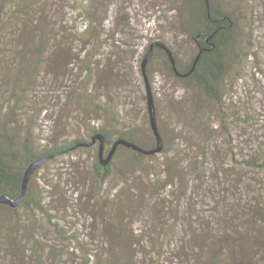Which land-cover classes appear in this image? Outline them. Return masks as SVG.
Instances as JSON below:
<instances>
[{"label":"rangeland","instance_id":"1","mask_svg":"<svg viewBox=\"0 0 264 264\" xmlns=\"http://www.w3.org/2000/svg\"><path fill=\"white\" fill-rule=\"evenodd\" d=\"M219 2L237 21L234 43L224 52L229 69L223 86L226 114L230 116L225 130L206 94L201 89L185 88L166 69L161 55L154 57L148 65L159 103L165 106L169 97L173 101L171 117L166 113L173 108L163 110L161 119L166 118L169 125L172 124L168 134V156L179 154L176 160L181 161V166L185 160H190L192 151L200 154L194 142L206 143L210 134L207 129L213 133L208 140L213 152L211 166H217L220 161L223 167L224 156L219 155L230 145L229 140L239 158L258 153L264 156V0ZM189 15L185 0H34L30 18L22 14L13 17L15 27L8 28V32L16 30L17 34L10 47L17 48L19 56L8 63L3 62L14 74L32 78L35 82L22 108L23 118L33 125L38 149L63 145L77 138L90 141V130L94 126L109 128L115 133L113 121L109 118L98 120L79 107L80 103L74 102L69 88L71 80L77 78L81 85L87 86L93 75L92 85L96 88L110 87L111 82L112 86H118V76L121 80L134 79L146 47L161 39L178 51L181 65L189 64L197 53V47L186 35ZM95 21V33L101 37H94L88 44L80 42L78 30ZM43 26L49 27L50 31L43 32ZM41 33L48 48L40 58V66L33 69L27 62L29 57L25 50ZM86 54L94 62L93 74L81 72L82 60L72 63L77 57L84 60ZM31 57L33 61L37 60V57ZM3 62L0 61V69ZM17 66L22 68L20 72L16 71ZM102 93L107 95V90ZM238 115L248 121L237 119ZM225 132L230 133L228 138ZM114 133L113 141L116 140ZM98 148V144L74 148L39 169L30 184L29 208L19 209L11 222V233H6V243L10 247H5L0 260L2 264H83V254L97 247L104 252L113 243L127 245L138 239L144 242L146 238L156 243L160 236L158 230L162 227L158 224L163 216L170 215L167 207L178 206L177 197L186 190L182 186L183 179L179 178L172 187L164 189L162 180L168 175L165 165L168 157H146L134 163L122 152L113 159L109 178L101 181L95 173L94 153ZM190 172L187 171L189 181ZM192 191L189 183V198H192L191 194L196 197L197 191ZM140 195L144 198L136 203V197ZM129 198L132 200L126 205ZM156 198V207L150 205L145 210V206L153 204ZM200 199L192 208L186 200L181 201L182 223L168 226L167 238L177 234L179 243L184 241L185 245H190L188 223L190 219H195L194 225L197 223L196 208L201 204ZM40 202L47 205L52 220L37 210ZM20 223L24 228L15 235L14 229ZM123 223L127 225V233L118 237V224ZM28 228L33 238L27 236ZM22 237L27 241L23 242ZM187 253L192 254V249L188 248ZM259 255L256 254V259Z\"/></svg>","mask_w":264,"mask_h":264},{"label":"trees","instance_id":"2","mask_svg":"<svg viewBox=\"0 0 264 264\" xmlns=\"http://www.w3.org/2000/svg\"><path fill=\"white\" fill-rule=\"evenodd\" d=\"M185 1L190 11L186 25V35L197 47V53L189 64L181 65L178 51L173 45L163 39L160 40L166 43L174 52L176 65L181 74L176 73L169 55L164 49L155 46L152 59L157 55H161L166 69L181 81L185 88L201 89L212 103L213 109L216 110L219 118L222 119L220 126L225 130L230 116L228 117V114H226L227 103L223 86V81L229 69L224 52L229 50L234 43L237 21L219 0ZM33 5L34 0H0V61H7L8 63L18 58L19 51L16 50L17 48L10 47L17 31L8 32V28L15 27L12 21L13 17L17 15L22 14L30 18ZM96 21L91 22L82 30H78V40L80 42L88 44L94 37H101V34L95 33L94 24H96ZM42 29L46 33L50 31L49 27L43 26ZM102 35L104 34L102 33ZM150 44L146 47L145 54L148 52ZM47 45V40L44 39L42 33L28 44L25 52L29 57L27 62L31 63L33 69L40 66V58L47 51ZM199 54L200 57L196 66L193 72H190ZM31 56L37 57V60L33 61ZM91 58L89 54H86L84 60L77 57L72 63L77 64L82 60L84 67L80 66L81 72L85 71L93 74L95 65ZM7 63L4 64L3 62V67L0 69L1 194H8L13 198L18 197L21 193L24 173L30 163L47 155H52L48 160L51 161L74 148L99 145V141L88 144L92 141L93 136L99 132L105 133L107 147H112L113 143L120 138L135 142L146 149L156 147L157 138L151 126L147 83L141 66L138 74L134 75L137 76L134 79L121 80L118 76L116 82L118 86H112L111 82L110 87L106 85L105 87L97 86L95 88L92 85L93 75L87 86L81 85L82 82L79 83L77 78L70 82L72 85L69 88H71L72 98L75 99L74 102L80 103L79 107L92 113L98 120L109 118L110 121H113V126H116L115 133L111 132L109 128L94 126L90 130V141L77 138L63 145H55L40 150L38 149L35 132L32 129L33 125L30 120L27 121L23 118L24 110L22 108V105L27 101L28 94L34 88L35 82L32 78L14 74L13 69H9ZM21 70L22 68L17 66L16 71L20 72ZM148 76L154 95L159 129L164 138V149L160 153L145 154L127 145L119 144L113 159L121 156L122 152L124 157L130 156L134 163L140 162L146 157L156 159L159 155L166 156L169 159L165 161L168 175L162 180L164 189L172 187L175 181L178 182V179L181 178L184 181L182 186L186 190L183 193L181 192L182 196L177 197V200H179L178 206L169 205L167 207L170 210L168 213L170 215L161 218L158 224V226L162 225V227L160 225L161 229L158 230L160 236L156 239L155 244L145 237L144 242L138 239L136 242L127 245L113 243V246L104 252H101L100 248L97 247L95 250L83 254L85 258L83 264H264L263 154H251L248 157L239 158V153L235 152V147H230L231 140L229 142L226 139L230 145L228 146L225 143L227 146L222 155H219L224 156L223 167L221 168L220 161L217 164L218 167L216 165L211 166V154L213 152L208 146V140L212 138L213 133L207 129L210 132L205 140L207 144L201 145L194 142L200 154H195L192 151V154H189L190 162L185 160L181 166V161L177 162L176 160L179 154L176 157L168 156V142H170L168 134L172 124L169 125L166 118L161 119L163 110L173 108L166 113L167 117H171L170 113L174 110L173 101L169 97L165 106H162L154 90L155 87L149 70ZM103 90H107V95L102 93ZM236 118L248 121L247 118H243L241 115L236 116ZM248 118L251 120V117ZM113 133L116 137L114 141L112 140ZM225 135L228 138L230 133L225 132ZM180 138L184 139V136ZM260 143H262L261 140ZM106 152L109 151L106 149L105 155H107ZM94 154L96 158L95 173L101 181H106L111 174L113 159L107 166H103L100 162L99 148ZM178 165H180V168ZM187 171H191L190 181L187 179ZM256 174H261V176ZM189 183H191V189L193 188L192 193H196L195 190L197 191L196 197H193L192 194V198L188 197ZM141 198L143 199L144 196L136 197V203L140 202ZM199 199L201 204L196 208V214L198 215L196 219L198 221L194 225L195 219H190L188 223L187 230L191 233L190 245H185L184 241L179 243L177 234H171V237L167 238L165 233L168 226L175 227L177 223H182L181 201L186 200L192 208ZM131 200L129 198L126 205L130 204ZM157 200L158 198L154 200L153 204L149 203L145 206V210L150 205L156 207ZM30 201L27 197L24 204L18 208L0 203V260H2L5 253V247H10L6 243V233H11L12 220L17 216L19 209L25 206L29 208ZM37 210L46 214L49 220H52L47 205L42 202L37 203ZM54 224L58 227L57 223ZM123 225L124 223L121 226L118 224V237L122 233H127V225ZM15 228L14 234L17 235L24 228V225L20 223ZM27 230L29 231L27 236L33 238L31 237L30 228ZM58 231L65 236L60 229ZM22 236L25 235L22 234ZM165 237L167 243H165L166 241L162 242ZM20 239L23 242L27 241L24 237ZM34 242L37 245L39 244L36 240ZM188 248L192 249V254L187 253ZM174 252L177 256H170ZM257 253L260 254L259 259H256ZM0 264H2V261H0Z\"/></svg>","mask_w":264,"mask_h":264},{"label":"water","instance_id":"3","mask_svg":"<svg viewBox=\"0 0 264 264\" xmlns=\"http://www.w3.org/2000/svg\"><path fill=\"white\" fill-rule=\"evenodd\" d=\"M155 46L164 49L168 53L169 58L171 60V63L173 64L174 70L176 71L177 74H181V73L179 72V70L177 68L174 52L166 43H164L162 41H155L152 44H150L149 50L145 54V56L142 60L141 68H142V72L144 74V77H145V80L147 83V89H148V94H149V109H150L151 126H152L153 131H154L156 138H157V145H156V147H154L152 149H146V148L142 147L141 145H139L135 142L120 138V139H117L113 143V146L110 148L107 155H105V151L107 149V137H106L105 133L99 132L93 136L92 141L88 144L89 145L94 144V143L99 141L100 162L103 166H107L112 161L119 144L127 145L128 147L135 149V150H138L140 152H143L145 154L160 153L164 149V145H165L164 138H163V136L160 132V129H159L156 106H155V101H154V95H153L152 86H151L149 76H148V64L153 57V54L155 51ZM199 57H200V54L198 55V57L194 63L193 69L190 72H193ZM51 157H52V155L51 156L47 155L44 157H40V158L34 160L32 163H30L29 166L27 167L25 173H24V178H23L22 185H21L20 195L16 198H13L8 194H1L0 193V203L8 204L13 208H18V207L22 206L28 197V193H29V189H30V183H31L33 176L35 175L36 171L44 163H46Z\"/></svg>","mask_w":264,"mask_h":264}]
</instances>
